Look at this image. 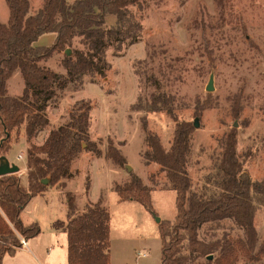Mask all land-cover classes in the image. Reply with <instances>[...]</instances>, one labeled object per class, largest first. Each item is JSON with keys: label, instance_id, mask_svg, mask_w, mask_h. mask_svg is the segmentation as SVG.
Masks as SVG:
<instances>
[{"label": "rangeland", "instance_id": "374dc122", "mask_svg": "<svg viewBox=\"0 0 264 264\" xmlns=\"http://www.w3.org/2000/svg\"><path fill=\"white\" fill-rule=\"evenodd\" d=\"M76 2L68 0L70 7ZM30 3L29 12L36 14L45 0ZM100 12L97 8L92 16L101 28L131 24L137 40L126 37L124 30L113 35L105 50L109 68L104 73L81 69L84 71L65 87H57L45 109L48 124L33 135L22 128L9 158L20 167L14 175L27 185V149L33 144L43 145L52 130L68 126L78 143V152L70 163L74 176L63 179L65 187L50 185L51 180L45 184L42 199L33 204L43 202L54 210L34 209L40 228L46 229L52 214L68 217L66 192L71 191L76 196L77 212L99 201L109 209L110 264H161L160 222L139 201H120L114 186L125 184L131 174L139 176L152 188L157 216L161 220L175 219L176 191L169 190L172 182L165 169L145 157L150 149L145 122L167 150L174 143L178 124L191 122L183 172L190 180V192L210 200L204 203L205 208L211 209L214 203L226 139L233 129L237 157L242 163L239 175L247 176L252 183L264 180V0H136L128 6L122 22L116 14H105L101 22L97 17ZM57 37L58 32L46 34L42 46L52 45ZM62 38L66 41L39 63L69 76L68 57L75 65L79 60L77 50L86 52L88 46L73 30L65 29ZM150 74L158 78L163 91L173 96L170 111L155 110L148 102L150 93L157 90L147 81ZM210 81L212 90L207 89ZM7 88L13 95L25 88L21 70L15 71ZM237 94L240 104L235 107ZM110 147L118 148L126 157L124 167L106 157ZM21 154L23 159H19ZM88 183L90 194L86 191ZM97 195L101 199L92 202ZM23 219L27 222L29 217L23 214ZM255 226L262 242L264 206L258 205ZM224 233L243 235L232 218L211 216L200 227V235L208 239ZM237 264H264V256L258 262L240 256Z\"/></svg>", "mask_w": 264, "mask_h": 264}, {"label": "trees", "instance_id": "16d2710c", "mask_svg": "<svg viewBox=\"0 0 264 264\" xmlns=\"http://www.w3.org/2000/svg\"><path fill=\"white\" fill-rule=\"evenodd\" d=\"M136 0H77L69 6L68 0H45L44 7L31 14L30 0H7L10 19L7 24L0 22V155H7L13 143L19 139L21 130L33 135L37 129L48 124L45 109L56 93L57 87H65L71 79L91 69L104 73L109 68L105 50L113 35L122 30L132 41L131 24L118 28H101L93 21L92 14L100 9L97 16L104 21L105 14H116L119 22L127 16V8ZM73 30L84 37L88 46L86 52L77 50L78 61L72 64L68 57L69 76L49 70L39 61L50 56L59 44H63L64 30ZM58 32L56 41L50 46L37 45L39 37L45 33ZM70 43L71 38L68 40ZM21 70L25 91L19 97L8 95V80L16 70ZM81 69H84L81 71ZM147 81L156 87L150 93L148 102L153 109H172L174 98L161 89L154 74ZM242 94V93H240ZM239 94V95H240ZM238 94L235 107L240 104ZM236 110L237 113V109ZM146 141L150 149L145 153L149 162H155L166 170L176 191L177 214L174 220L162 219L159 223L162 239L161 264H237L240 256L258 262L264 256V240L261 242L255 226L258 205L264 206V180L252 183L247 176L239 175L242 163L236 153V132L231 130L226 139V147L220 164L221 179L214 192L211 209L205 208L203 196L190 192V180L183 172L186 155L190 146L191 122L178 124L174 143L167 150L159 136L148 130L143 123ZM15 138V139H14ZM78 152V143L68 126H60L51 131L43 145L33 144L27 149L26 169L28 184L14 174L0 176V264L5 255H13L21 246L19 235L27 240L41 232L38 223L24 225L20 214L32 197L45 190L43 178L51 184L65 187L63 179L72 178L71 160ZM45 154L46 156H43ZM106 157L124 167L127 159L115 147H110ZM125 184H115L120 201L137 200L154 216L157 213L152 201V188L142 179L131 174ZM90 183L86 184L87 193ZM68 198V220H58L56 228H64L69 235L68 264H110L111 261V214L101 201L90 204L82 212H77L76 196L66 192ZM232 218L242 229V236L224 233L220 237L208 239L200 235L204 221ZM212 257L210 258V256Z\"/></svg>", "mask_w": 264, "mask_h": 264}, {"label": "crops", "instance_id": "0c3cea01", "mask_svg": "<svg viewBox=\"0 0 264 264\" xmlns=\"http://www.w3.org/2000/svg\"><path fill=\"white\" fill-rule=\"evenodd\" d=\"M0 5H2V9L0 8V22L7 24L10 19V8L7 0H0ZM1 12H3V15H1ZM45 34H42L36 44L40 43L41 45L46 41L44 40ZM17 71V70H16ZM15 73V72H14ZM14 73L9 78L8 86L11 83V79L14 76ZM25 91V88L22 89L18 95H13L10 93L8 89V95L11 97H19L23 94ZM7 158L10 160L9 156L10 153L6 155ZM168 190V189H167ZM171 190V189H169ZM46 189L43 190L41 193L35 195L31 198V200L28 202L26 207L22 210L20 214V218L24 225L28 226L33 223L40 222V219L36 217L34 209L37 208H45L50 209L52 208L54 210V207L47 208V204H44L43 202H39L40 204L37 206V204H33L38 199H42ZM90 194V192H89ZM177 196V193H176ZM98 195L96 198L91 199L92 202L99 201ZM41 201V200H40ZM176 203V199H175ZM67 210V216H68V207L66 205ZM23 214H26L29 219L26 222L23 219ZM68 218V217H67ZM67 218H61L57 217L56 215L52 214V216L47 221L46 229L44 230L41 228V232L33 237L27 240L28 244L27 246H20L17 248L16 252L13 255H5L2 261V264H68V244H69V235L68 232L64 228H56L54 226V223L58 220L67 222ZM44 235L45 238H42ZM111 261L113 259L111 258Z\"/></svg>", "mask_w": 264, "mask_h": 264}, {"label": "water", "instance_id": "95a60500", "mask_svg": "<svg viewBox=\"0 0 264 264\" xmlns=\"http://www.w3.org/2000/svg\"><path fill=\"white\" fill-rule=\"evenodd\" d=\"M71 50L67 49V54H70ZM208 90H212L213 86H212V82L210 81L209 85L207 86ZM195 126H198V122H195ZM128 170L131 169V167L129 165H127ZM20 171V167L19 165L11 162L7 156L5 155H0V176H4L7 174H14L16 172ZM50 181L49 178H43L41 180L42 183L47 184ZM156 220L157 222L161 221V218L159 216H156ZM212 257V255L210 256V258Z\"/></svg>", "mask_w": 264, "mask_h": 264}, {"label": "built area", "instance_id": "2783aa9c", "mask_svg": "<svg viewBox=\"0 0 264 264\" xmlns=\"http://www.w3.org/2000/svg\"><path fill=\"white\" fill-rule=\"evenodd\" d=\"M24 156L21 154L19 159H23ZM20 241H21V246H27L28 242H27V239L23 236H20Z\"/></svg>", "mask_w": 264, "mask_h": 264}]
</instances>
